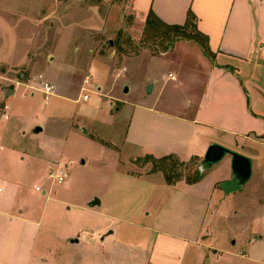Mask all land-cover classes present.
<instances>
[{
  "label": "rangeland",
  "instance_id": "rangeland-1",
  "mask_svg": "<svg viewBox=\"0 0 264 264\" xmlns=\"http://www.w3.org/2000/svg\"><path fill=\"white\" fill-rule=\"evenodd\" d=\"M129 2L0 0V87L11 91L1 100L6 118L0 110V264H22L29 249L35 259L30 264H97L99 247L83 241L101 240L93 231L104 215L128 229L126 223L139 224L150 211L149 219L166 210L181 214L179 206L165 205L158 187L163 174L144 162L148 149L122 140L140 107L156 102L157 110L187 111L193 65L208 60L186 40L164 51L165 43L135 21ZM168 73H180L185 82L178 86ZM87 76L90 85L83 92ZM32 80L36 88L39 80L53 86L54 95L45 100L28 89ZM149 80L157 86L147 94ZM36 127L42 131L33 134ZM227 159L228 154L213 169ZM186 163L185 175L196 167ZM48 164L66 170L63 184H51ZM93 197L102 203L96 214L85 207ZM214 205L208 244L227 248L235 230L237 249L253 238L249 231L239 234L230 200Z\"/></svg>",
  "mask_w": 264,
  "mask_h": 264
},
{
  "label": "crops",
  "instance_id": "crops-1",
  "mask_svg": "<svg viewBox=\"0 0 264 264\" xmlns=\"http://www.w3.org/2000/svg\"><path fill=\"white\" fill-rule=\"evenodd\" d=\"M129 10L136 22L145 24L152 12L167 25H183L191 11L197 29L208 37L213 58L204 56L200 47L189 41L208 62L193 65L188 110H157L156 102L140 107L132 114L122 141L136 147L144 145L148 149L145 155L159 158L173 154L185 163L202 159L214 143L250 159L252 175L246 184L233 189L232 158L228 154L220 169H213L216 165L205 167L196 183L180 181L168 186L163 179L158 187L165 205L179 206L181 214L175 217L166 210L153 213L149 219L150 211L141 223H126L128 229L117 228L113 224L117 220L107 214L93 231L97 237L102 235L101 240L87 238L85 246L99 247L97 264H264V0H130ZM169 77L178 86L185 82L180 73H168ZM149 81L154 91L157 83ZM35 83L32 80L30 85ZM138 112L141 115L136 119ZM224 198L231 201L233 215L241 222L243 231L239 234L249 231L253 237L238 249L237 230L227 248L207 243L211 237L209 222L216 214L210 207ZM88 201L85 207L96 214L102 203L92 209ZM250 216L256 224L249 226ZM233 220L229 221L231 227ZM109 237L112 239L105 248L103 243ZM32 257L29 249L24 259L30 264L35 260Z\"/></svg>",
  "mask_w": 264,
  "mask_h": 264
},
{
  "label": "trees",
  "instance_id": "trees-1",
  "mask_svg": "<svg viewBox=\"0 0 264 264\" xmlns=\"http://www.w3.org/2000/svg\"><path fill=\"white\" fill-rule=\"evenodd\" d=\"M145 29L153 34L154 39H159L165 43L164 51L169 48V45L177 40H186L196 43L204 56L209 59L213 58V54L208 47V37L202 34L196 27V17L188 11L186 21L183 25H167L160 21L152 12H149L145 21ZM194 159V161H193ZM201 159L192 158L190 162H195L196 167L187 175L182 173V168L188 163H184L173 154L155 158L151 155L144 157L145 163H152L153 170L163 174L164 181L168 186L175 185L177 182L185 181L188 184L196 183L200 180L201 174L198 171V164Z\"/></svg>",
  "mask_w": 264,
  "mask_h": 264
},
{
  "label": "water",
  "instance_id": "water-1",
  "mask_svg": "<svg viewBox=\"0 0 264 264\" xmlns=\"http://www.w3.org/2000/svg\"><path fill=\"white\" fill-rule=\"evenodd\" d=\"M153 85L151 83H149L146 86V93L150 94L152 91ZM125 91H127V89H125ZM10 90L6 93L5 97H8V95H10ZM41 131L40 127H36L33 129V133L37 134ZM226 154H230L231 155V170L233 173V178H234V185H233V189H238L241 186H243L244 184H246L249 179L251 178L252 175V162L250 159L237 154V153H232L229 150L225 149L224 147L217 145V144H210L201 161L198 164V171L200 172V174H202L203 170L205 167H212L215 166L216 164H218L223 157ZM44 194V193H43ZM100 206V201L96 198L93 197V199L88 203V207H98ZM112 231H109L108 234H111ZM72 243H76L77 240H72Z\"/></svg>",
  "mask_w": 264,
  "mask_h": 264
},
{
  "label": "built area",
  "instance_id": "built-area-1",
  "mask_svg": "<svg viewBox=\"0 0 264 264\" xmlns=\"http://www.w3.org/2000/svg\"><path fill=\"white\" fill-rule=\"evenodd\" d=\"M39 79L42 80L43 78L40 77ZM40 80L37 81V83H39L40 86H41L40 88H36L34 86H26V87L28 89L32 90V91L41 92L44 95V99L48 100V98L50 96L54 95L53 86L48 85L47 83L41 82ZM16 85L17 86H20V85L22 86L21 83H17ZM83 85H84V88L82 89L83 92H87L88 90H87L86 86L90 85L89 76H87L84 79ZM5 95H6V93H4V91L0 87V110H2L1 117L5 116V107L1 103V100L3 99V97H5ZM81 98H82L83 101H86L88 99V95L87 94H82ZM47 177H48L49 181L51 182V184L61 185L67 180L68 174H67L66 170L62 166L52 164L47 169ZM34 190L36 192H40V188L38 186H34Z\"/></svg>",
  "mask_w": 264,
  "mask_h": 264
}]
</instances>
